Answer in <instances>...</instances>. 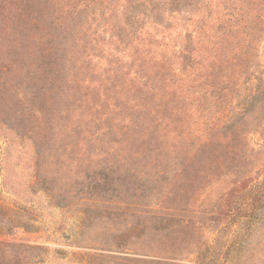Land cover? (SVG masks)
<instances>
[{"label":"rangeland","instance_id":"1","mask_svg":"<svg viewBox=\"0 0 264 264\" xmlns=\"http://www.w3.org/2000/svg\"><path fill=\"white\" fill-rule=\"evenodd\" d=\"M210 1L155 28L107 0H0V242L41 248L15 261L264 264V0H239L215 65L201 43L167 61L225 13Z\"/></svg>","mask_w":264,"mask_h":264},{"label":"trees","instance_id":"2","mask_svg":"<svg viewBox=\"0 0 264 264\" xmlns=\"http://www.w3.org/2000/svg\"><path fill=\"white\" fill-rule=\"evenodd\" d=\"M95 1L96 0H91V3H94ZM108 1L111 2L109 6H108ZM105 3L106 5H103V6H106L109 11H113V10L116 11V8L119 6L120 7L119 10H121L120 15L126 18V21H128L129 18L130 19L133 18L134 24H137V22L139 23V15L141 14L145 15V20L150 22V24L155 28H157L156 26H159V25L163 26V24H164V28L172 27L171 23L168 24V22H164L165 16H168L171 18V16H174L175 14H183L185 16L181 15L179 18V21L180 20L183 21V20L190 19V17L186 18V15L189 14L190 12L196 11L198 13H202L201 12V9L203 10L202 6L211 9V6L209 7V4L211 3L210 0H107V2ZM239 5H241V3H239V0H226L225 3L221 4V6L224 8L225 13H222V14L218 13L217 17L212 18L213 19L212 22L214 24L210 21L212 23L210 24V26L204 22V17L196 18V19L194 18L193 20L194 24L192 23L189 25V27H192V29H194V34H191L190 30L185 28V31H187L184 37L185 40H180L179 50H174V52L171 53L174 60L169 58V60H167L169 62V65L171 64L180 65L182 69L185 70V63L186 65H188L197 57V56H194V54H191V52H193L194 50L192 49L189 50V48H192V46L195 43H197V45L200 43L202 44L201 56L202 57L208 56V57H205L206 61L210 60L208 65L209 66H211L212 64L215 65V62H217L218 57L213 47L218 44L217 42L219 38L225 36L226 34H228L229 31L233 29L235 30L239 29V27L241 26L242 22L240 19L241 18L243 19L244 15H243V12H241L242 6H239ZM88 6L89 4L86 3L83 7L88 9L87 8ZM104 9L105 8H102L101 10L102 13H104L105 11ZM142 9L143 11L139 13V11ZM80 13H87V11L83 9L80 11ZM215 26H217L216 29L214 28ZM181 27H183V24L181 25ZM213 29H215V33H213L214 35L212 37L209 38L208 36H203L206 34L207 30L211 31ZM94 41L96 42L97 39H95ZM241 42H242L241 46H244V44L246 43L245 38H242ZM210 52H213V54H211ZM151 55H153V53H151ZM197 55H200V53ZM130 57L136 60V62L130 65L129 70L130 68H132L133 73L136 77L141 76L139 71H142V70H139V68L143 69V66L139 64L140 60L137 58L138 52H135L134 56H130ZM160 60L158 61L156 60V58L150 59V63L148 67L151 66V69H158L159 64H161L160 66H164V61L162 59ZM151 62H153L152 65H151ZM160 62H163V63H160ZM104 81L112 82L110 77L106 79L104 78ZM143 87L146 88L147 91H149V93H153L156 95V93L154 92L157 90V87L153 86V81L149 84L145 83ZM145 105H148V104H145ZM238 116L240 115H234L235 118H238ZM242 116L243 115H241V118H243ZM223 126L224 127L231 126V121L229 123L225 122ZM232 127H229V129ZM237 136H238V131H235L232 129L233 139L237 138ZM228 139L229 138H227V136L219 137V140H221V142L225 140L227 141ZM1 230H3V228H0V231ZM24 250H41V248L37 246H26L22 244L0 242V264H20V261L14 260L16 258L15 255L19 253L20 251H24Z\"/></svg>","mask_w":264,"mask_h":264}]
</instances>
